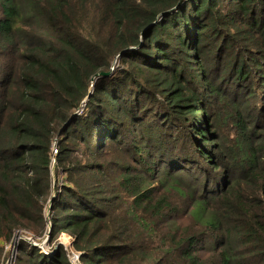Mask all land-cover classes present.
Listing matches in <instances>:
<instances>
[{
    "label": "trees",
    "instance_id": "trees-1",
    "mask_svg": "<svg viewBox=\"0 0 264 264\" xmlns=\"http://www.w3.org/2000/svg\"><path fill=\"white\" fill-rule=\"evenodd\" d=\"M17 231L14 264H264V0H0Z\"/></svg>",
    "mask_w": 264,
    "mask_h": 264
},
{
    "label": "built area",
    "instance_id": "built-area-1",
    "mask_svg": "<svg viewBox=\"0 0 264 264\" xmlns=\"http://www.w3.org/2000/svg\"><path fill=\"white\" fill-rule=\"evenodd\" d=\"M62 234H65V233H62ZM15 235L19 236V238H22L20 236H25L27 238L26 241L29 242L30 244H37L38 241H41V240L43 241V243L45 241L44 240V236L45 235L40 240H37L36 238L32 237L29 234H26V233H23V232H20V231L15 232L14 236L12 237V239H10V241L4 242V243L1 242V247L2 248L3 247H4V249L10 248V255L3 263L1 261L0 264H14V258H15L16 251L14 252L12 250V248H13V241L15 239ZM65 235H66L65 241H62V242L59 241V242H61L64 245V248H65V250L67 252V255H68L71 263L72 264H81V262L79 261L80 251L75 249L72 246V242H71L72 237L70 235H68V234H65ZM19 238H17V240Z\"/></svg>",
    "mask_w": 264,
    "mask_h": 264
},
{
    "label": "rangeland",
    "instance_id": "rangeland-1",
    "mask_svg": "<svg viewBox=\"0 0 264 264\" xmlns=\"http://www.w3.org/2000/svg\"><path fill=\"white\" fill-rule=\"evenodd\" d=\"M66 234V233H65ZM65 234H60L59 236H58V238H57V240L58 241H65V237H66V235ZM43 245H48L47 244V242H46V240L44 241V243H43ZM45 246V247H46ZM0 247H1V241H0ZM48 247V246H47ZM54 248V247H53ZM9 255H10V248H6V249H4V247L2 248V250L0 251V262L2 261V263L9 257Z\"/></svg>",
    "mask_w": 264,
    "mask_h": 264
},
{
    "label": "water",
    "instance_id": "water-1",
    "mask_svg": "<svg viewBox=\"0 0 264 264\" xmlns=\"http://www.w3.org/2000/svg\"><path fill=\"white\" fill-rule=\"evenodd\" d=\"M111 68H112V66H111ZM105 73H109V71H99V72H98V74H105ZM89 89H91V86L89 87ZM89 91H90V90H89ZM20 237H22L23 239L27 240V238H26L25 236H20ZM17 238H19V236H16V235H15V239H14V241H13V248H12V250H13L14 252L17 250V241H18ZM47 238H48V233L45 234V236H44V240H47ZM35 245L42 246V245H43V241H42V240H41V241H38V243L35 244ZM54 248H56V245H55ZM54 248H53V250H54Z\"/></svg>",
    "mask_w": 264,
    "mask_h": 264
}]
</instances>
